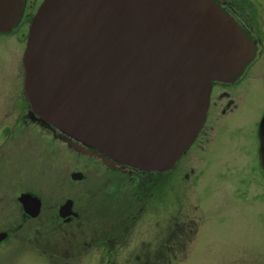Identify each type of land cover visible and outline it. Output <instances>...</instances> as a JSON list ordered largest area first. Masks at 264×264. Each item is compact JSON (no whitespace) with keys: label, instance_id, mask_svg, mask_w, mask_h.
Wrapping results in <instances>:
<instances>
[{"label":"rangeland","instance_id":"1","mask_svg":"<svg viewBox=\"0 0 264 264\" xmlns=\"http://www.w3.org/2000/svg\"><path fill=\"white\" fill-rule=\"evenodd\" d=\"M246 1L260 2L242 5L258 17L261 45L231 93L235 108L222 116L219 102L203 148L151 180L105 167L28 121V25L0 35V264H264V175L252 153L264 112V0ZM21 193L41 201L36 219L22 212ZM69 199L78 217L65 224L57 210Z\"/></svg>","mask_w":264,"mask_h":264},{"label":"water","instance_id":"2","mask_svg":"<svg viewBox=\"0 0 264 264\" xmlns=\"http://www.w3.org/2000/svg\"><path fill=\"white\" fill-rule=\"evenodd\" d=\"M25 2L0 0V32L18 25ZM28 30L21 62L31 111L75 142L148 172L175 166L205 122L212 83L234 82L256 53L213 0H43ZM258 138L264 170V115ZM17 202L31 218L40 213L28 193ZM72 205L58 216H76Z\"/></svg>","mask_w":264,"mask_h":264},{"label":"flooded vegetation","instance_id":"3","mask_svg":"<svg viewBox=\"0 0 264 264\" xmlns=\"http://www.w3.org/2000/svg\"><path fill=\"white\" fill-rule=\"evenodd\" d=\"M215 1L219 4L220 7H222L232 17V19H234L243 28V30L248 31L254 40H257V41L261 40L259 38V32L257 30V25L260 24V22H258L256 20L258 17L256 19L255 18L253 19L251 17L250 12H248L247 10H244L245 6L242 5L243 3L249 4V6L253 9V7L255 6L254 3L257 4L256 2H248L246 0H242L241 2H236L235 0H215ZM39 2H35L34 0L29 2V4L26 7L27 9L25 10V13L23 14V17L21 18L22 24H24V23L28 24L29 23L32 14L37 9L36 7L39 5ZM258 4L259 5H257V6L260 7V2H258ZM257 6H255V7H257ZM261 6H262V4H261ZM248 15H250V16H248ZM249 67L250 66L245 68L242 75L232 84H225L224 85V84H220V83H214L212 85L213 87H212V90H211V93L209 96L210 101H209V105L207 107L208 110H207L206 117H205V119H206L205 123L203 124L200 132L195 137L194 143L187 150L185 155L189 152L190 149L194 148L195 146L201 147V149L203 148L202 143H203V140L207 136V130L209 129L208 125L212 121L211 115L213 113H217V111L219 109V107H218L219 102H221L223 99H226V101H227L226 105L224 106L225 108L220 109L221 110L220 114L222 116H225L227 112H230L235 108L234 107V101H233V99H231V93H235L236 90L240 87V85L244 82V79L246 77V73L249 70ZM260 119H261V117L259 118V121H260ZM259 121H258L256 127L258 126ZM211 123H213V121ZM257 129H258V127H257ZM256 137H257V130L253 136V138H255V140H254L255 151L252 153H253L254 159H255L254 165H257V167H259V159H258V154H257L258 148H257V143H256V140H257ZM205 141H206V139H205ZM185 155H183L179 159L177 164L180 163V161L185 157ZM257 170H258V168H257ZM134 173H138V172H134ZM138 174H141V173H138ZM143 174H144V178H148V180L149 179L151 180V177H154L156 175H164L165 173L164 174L143 173ZM72 219H75V218H70V220H72ZM68 223H70V222H68Z\"/></svg>","mask_w":264,"mask_h":264}]
</instances>
